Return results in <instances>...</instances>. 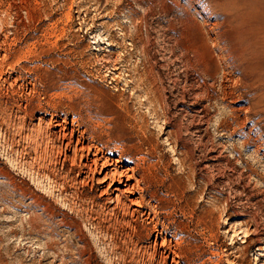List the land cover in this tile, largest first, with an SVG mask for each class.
<instances>
[{
	"label": "rangeland",
	"instance_id": "obj_1",
	"mask_svg": "<svg viewBox=\"0 0 264 264\" xmlns=\"http://www.w3.org/2000/svg\"><path fill=\"white\" fill-rule=\"evenodd\" d=\"M0 264H264V0H0Z\"/></svg>",
	"mask_w": 264,
	"mask_h": 264
},
{
	"label": "bare ground",
	"instance_id": "obj_2",
	"mask_svg": "<svg viewBox=\"0 0 264 264\" xmlns=\"http://www.w3.org/2000/svg\"><path fill=\"white\" fill-rule=\"evenodd\" d=\"M87 167H89V168H91V166L90 165H86ZM105 166V165H104ZM128 169V168H127ZM89 170H92V169H89ZM97 171V170H96ZM95 172V171H94ZM122 173L123 172H115V173H105V176H104V182H107L106 180H108L109 179V183H116V180L117 181H119L121 184H122V186H118V187H116L115 188V190H114V192H117V193H120V195L122 194V193H126V192H129V190L131 189V185H130V183L128 182V180H130L128 177L129 176H127V181L124 183V181L122 180V178L125 176V175H122ZM124 174V173H123ZM127 174V173H126ZM116 176H118L117 178H116ZM109 183H107V185H109ZM112 186H114V185H110V186H108V187H112ZM109 189V188H108ZM131 191V190H130Z\"/></svg>",
	"mask_w": 264,
	"mask_h": 264
}]
</instances>
